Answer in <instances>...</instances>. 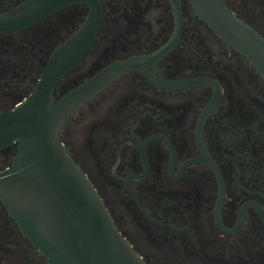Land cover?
Segmentation results:
<instances>
[{
    "label": "flooded vegetation",
    "instance_id": "af4514ba",
    "mask_svg": "<svg viewBox=\"0 0 264 264\" xmlns=\"http://www.w3.org/2000/svg\"><path fill=\"white\" fill-rule=\"evenodd\" d=\"M24 1L0 0V14ZM224 1L264 36V0ZM90 19L54 98L108 75L60 136L119 229L150 264H264V78L190 0H79L0 30V112ZM17 147L0 149V170ZM0 264H50L1 200Z\"/></svg>",
    "mask_w": 264,
    "mask_h": 264
},
{
    "label": "water",
    "instance_id": "95a60500",
    "mask_svg": "<svg viewBox=\"0 0 264 264\" xmlns=\"http://www.w3.org/2000/svg\"><path fill=\"white\" fill-rule=\"evenodd\" d=\"M76 1L26 0L0 14V30L29 26ZM190 2L264 78V36L233 13L224 0ZM90 20L54 52L35 92L14 109L0 112V149L14 142L18 145L11 164L0 170V200L50 264H150L119 229L60 136L66 117L95 94L108 76L102 72L61 99L54 98V87L65 69L95 37L98 23ZM131 64L132 60L117 63L109 70L110 77Z\"/></svg>",
    "mask_w": 264,
    "mask_h": 264
}]
</instances>
